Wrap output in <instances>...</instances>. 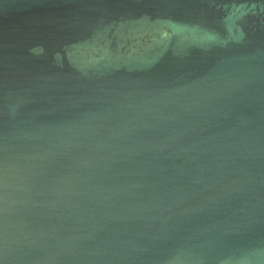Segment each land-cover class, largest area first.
<instances>
[{
	"label": "water",
	"instance_id": "obj_1",
	"mask_svg": "<svg viewBox=\"0 0 264 264\" xmlns=\"http://www.w3.org/2000/svg\"><path fill=\"white\" fill-rule=\"evenodd\" d=\"M0 264H264V0H0Z\"/></svg>",
	"mask_w": 264,
	"mask_h": 264
}]
</instances>
